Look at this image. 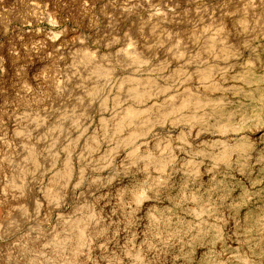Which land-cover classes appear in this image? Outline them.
<instances>
[{
  "label": "rangeland",
  "instance_id": "374dc122",
  "mask_svg": "<svg viewBox=\"0 0 264 264\" xmlns=\"http://www.w3.org/2000/svg\"><path fill=\"white\" fill-rule=\"evenodd\" d=\"M0 264H264V0H0Z\"/></svg>",
  "mask_w": 264,
  "mask_h": 264
}]
</instances>
